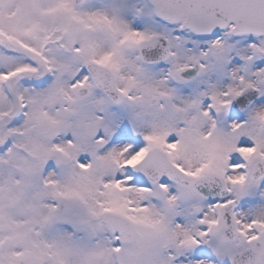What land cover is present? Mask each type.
I'll return each mask as SVG.
<instances>
[{
  "label": "snow or ice",
  "instance_id": "obj_1",
  "mask_svg": "<svg viewBox=\"0 0 264 264\" xmlns=\"http://www.w3.org/2000/svg\"><path fill=\"white\" fill-rule=\"evenodd\" d=\"M0 264H264V0H0Z\"/></svg>",
  "mask_w": 264,
  "mask_h": 264
}]
</instances>
